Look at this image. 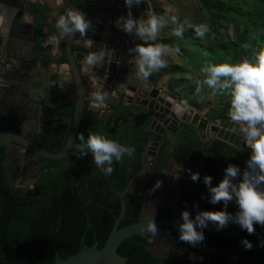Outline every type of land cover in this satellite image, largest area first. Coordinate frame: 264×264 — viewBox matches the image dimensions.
Here are the masks:
<instances>
[{"label":"flooded vegetation","instance_id":"1","mask_svg":"<svg viewBox=\"0 0 264 264\" xmlns=\"http://www.w3.org/2000/svg\"><path fill=\"white\" fill-rule=\"evenodd\" d=\"M4 2L0 0V115L10 116L12 121L20 128V133L24 132L28 138L33 140L40 131V119L45 106L51 104L55 108H59L62 104L73 103L74 91L70 68L67 61H57L60 55L59 45L65 37L58 42V55L49 54L44 48L46 35L43 28L47 10L45 9L44 18L41 20L39 13L30 9L31 5L39 4L37 1H26V5L22 0H4ZM4 4L9 6V9L6 10V14L10 16L9 19L3 15L5 11ZM37 27L43 33L40 41L37 40L36 36ZM35 46H38L40 50L36 49ZM47 57H49V60L46 63ZM52 64H65L66 66V73L58 74L55 84H53V77L56 74L50 71ZM80 65L83 72H88L92 68L86 60H81ZM128 66V69H130L133 65L129 64ZM82 76L85 85L88 87L93 86L97 90V83L92 76ZM122 82L123 89L118 87L115 89L116 92L113 93L111 91L101 92L106 93L103 103L93 100L89 104L90 99L86 98L81 118V121L84 119V126L89 124L96 129V132L116 139L122 144L134 146L135 149L136 147L140 148L139 166L138 163L136 164L133 161L134 155L131 157L125 155L124 159L120 161L122 165L126 166L128 172L127 182L123 189L117 191L110 185V188L108 187L102 192L104 201L115 204L116 199L119 202V194L131 182L123 196L125 211L122 220L128 216L126 204L141 205L137 220L153 215L162 216L164 214L161 210L162 206L175 210L177 196L182 187L187 184L189 185L180 194L179 205L182 196H186L189 190L209 194L208 187L204 185L203 177L211 171L210 167L215 169L218 176L212 180L213 185L224 177L225 169L229 164L239 166L241 171L247 167V156L239 145L231 148L223 141L211 138L202 141L201 136L194 131V127L189 122H182L178 118L175 120L172 117V120L164 124L158 118L162 112L161 110L150 106L149 103L144 104L141 102L143 97L138 96V91L142 90L137 89L141 84V79L127 75ZM131 87H135V89ZM85 94L88 95L87 92ZM53 96H56V101L51 103L50 100ZM71 118L64 119L55 116L54 122L58 124L59 128L69 126L70 129ZM179 121L182 123L180 124ZM0 144L6 147L3 160L5 168L11 151L17 152L16 148L24 150L19 158L21 161L27 160V162L23 166L12 165L14 174L20 177L16 187L23 189L21 185L28 174V171L23 173L24 166L30 163L32 159L41 162L42 165L46 164V161L41 159L43 157L10 141H1ZM217 144H220V148H215ZM184 146L200 150L199 155L191 157L192 163L190 164L177 162L173 157L176 151ZM166 157L168 158L165 160V166L162 167L160 163ZM63 158L54 160H59L58 165L61 167L71 164L67 160H61ZM76 161L80 166L78 172L75 171L73 176L77 177L78 182L87 177L88 173H98L91 152L83 156L77 155ZM133 166H135L134 169ZM175 167L178 170H175ZM189 170L199 172L200 179L198 181L192 180ZM40 176L39 168L36 179L27 190L31 191L34 188V184ZM157 181H162L159 187H156ZM78 182L74 184V187L78 189L77 194L82 196L83 192H86L87 201L84 204L90 203V196H93L94 188H91L85 182L80 187ZM150 183H152L151 186H149ZM148 187V191L142 196ZM74 204L79 203L75 202ZM146 204H149V206H146ZM169 204H173V207ZM218 204H220V208L225 207L223 202ZM215 205L217 204H213V206ZM236 206V203L233 204L230 211L234 210ZM171 229L173 228H160L155 237L147 234L149 239L144 245L151 255L158 257L161 260L160 264H206L205 253L196 245L194 249H191V247L184 249L178 243L172 246L170 243L172 238H176L179 242L180 240L179 235L173 234ZM55 231H57V228H55ZM157 237L162 238L164 248L161 247L159 252L154 253L147 246L153 243ZM263 249L264 246L257 250L261 253ZM169 257L174 258L175 261L169 262ZM210 261L211 264H222V257L219 258V256L212 254Z\"/></svg>","mask_w":264,"mask_h":264},{"label":"trees","instance_id":"2","mask_svg":"<svg viewBox=\"0 0 264 264\" xmlns=\"http://www.w3.org/2000/svg\"><path fill=\"white\" fill-rule=\"evenodd\" d=\"M203 13L213 23L228 28L230 25L237 31V42L246 46L243 59H253L255 53L264 49V33L260 34L259 39H249L248 33L251 27L264 26V0H201ZM30 9L39 13V18H44L46 6L44 4L31 5ZM186 35V32H184ZM37 40L40 41L43 33L39 28L36 29ZM226 42H220L223 52L226 49ZM60 55L57 61H67L64 51V43L59 45ZM72 51L76 60L81 59L82 47L73 44ZM208 52V49H200L198 52ZM226 53V52H224ZM49 57L46 58V63ZM53 84L56 83V76L53 77ZM149 83L153 84L151 76L147 77ZM157 87V86H154ZM158 88V87H157ZM51 103L56 101V96L51 98ZM74 103H67L55 108L47 105L42 110L41 126L38 134L33 141L44 149L57 152L65 144L69 126L59 128L55 124L54 117L59 116L64 119L71 118L73 115ZM86 111V109H84ZM88 112V111H87ZM85 117V114H84ZM0 132L20 133V128L12 121L10 116L0 115ZM88 132H96L91 125L84 126V119L81 121L80 130L77 133L73 149L61 160H67L71 164L58 165L59 160L41 158L46 161L40 167V178L34 184V188L29 191L19 189L14 185V180L9 178L4 167L5 145L0 144V264H52L55 254L60 259L77 252L83 245H92L98 242L97 247H101L110 231L112 223L118 214L120 204L116 199L115 204L104 201L102 193L110 185L117 191L123 189L127 182V169L120 161H114V172L110 176H105L98 169V173L90 174L82 181L73 176L78 172L80 164L75 162L77 159L75 144L79 143V135L83 133L87 138ZM220 145V144H219ZM218 144L215 148L219 147ZM200 154L199 149L193 147L179 148L174 154V159L180 163H192L191 157ZM133 161L138 166L140 164V148L136 147ZM166 157L160 165L165 166ZM133 169L135 166L132 167ZM31 169L30 163L24 166L23 173ZM208 175L216 179L217 173L213 167ZM90 170V168H88ZM248 167L242 169L241 175L234 178V182L242 179V174ZM78 182L80 187L85 183L94 188L93 196H90V203L84 204L86 192L78 195V189L74 184ZM152 183L149 184L151 186ZM205 185V184H204ZM206 186V185H205ZM97 188V189H96ZM149 187L145 189L142 196L146 194ZM89 194V193H88ZM210 193L204 194L201 191L189 190L186 196H182L178 217L181 218V211L188 209L193 217L196 212L203 209H219L220 204L213 206L209 201ZM78 202L79 204H74ZM83 204H82V203ZM128 216L123 219L118 227L124 226L137 220L140 204H126ZM198 205V207H196ZM162 216H171L173 209L162 206ZM236 208L230 212L235 213ZM59 219V220H58ZM211 227L215 225L209 223ZM237 224L229 223L221 230H229ZM57 228V231H55ZM255 232L249 234L244 229H239L230 235H219L204 231V241L217 247L242 246L241 240L247 238L255 241L264 235V226L255 225ZM172 233L179 235V230L171 229ZM149 236H143L142 232L132 235L121 242L117 247V253L125 256L129 264H160L158 257L152 256L145 248ZM250 258L258 259V250H251L245 253ZM175 259L169 257V262ZM183 264V263H179Z\"/></svg>","mask_w":264,"mask_h":264},{"label":"clouds","instance_id":"3","mask_svg":"<svg viewBox=\"0 0 264 264\" xmlns=\"http://www.w3.org/2000/svg\"><path fill=\"white\" fill-rule=\"evenodd\" d=\"M141 2L142 0H124L129 11L127 15L117 17L114 23L123 32L144 41L131 51L135 55L137 75L147 78L153 71L166 66L163 59L166 47L162 44L147 43L156 40L162 21L156 15L134 17L131 9ZM176 19L175 16L172 17L173 21ZM187 23L188 21H185V24ZM191 26L199 36H204L209 30L208 25L203 23ZM55 27L62 37L71 38L77 33L86 34L91 27V21L83 11L70 7L57 15ZM183 27L184 25H180L177 35H182ZM106 55V50L101 48L91 51L85 59L89 66L100 65ZM202 71L206 76L200 82L201 87L207 85L230 97L228 115L232 121L238 123L244 142L250 148V155L246 161L248 170L243 172L238 183L234 182V178L241 175V169L235 164L226 167L224 177L215 185L212 183L211 175L203 177L210 193V203L223 202L225 207L199 210L194 217L188 209L181 211L182 222L178 225L179 240L193 246L205 239L203 229L209 223L215 225L218 230L230 222L235 223L249 234L255 232L256 224L264 226V49L257 51L251 60L244 59L236 64H209ZM201 87L197 88V92ZM93 98L103 103L106 93L96 91ZM78 139L79 143L75 144L76 154L83 156L91 152L96 168L105 176H110L114 172V161H122L125 155L131 157L135 153L134 146L122 144L99 132H88L87 138L80 133ZM70 143L69 140L68 144ZM191 179L198 181L200 173L191 172ZM161 184L162 181H157L156 187ZM233 200L238 205L235 213L227 211L226 207L228 202ZM140 230L142 234L157 236L158 226L154 215L147 219V223L142 222ZM241 243L246 249L251 250L253 247L252 241L247 238H243ZM261 246H264V242Z\"/></svg>","mask_w":264,"mask_h":264},{"label":"water","instance_id":"4","mask_svg":"<svg viewBox=\"0 0 264 264\" xmlns=\"http://www.w3.org/2000/svg\"><path fill=\"white\" fill-rule=\"evenodd\" d=\"M25 5L26 1H37L39 3H46L48 8L51 7V2L49 0H22ZM64 4V10L70 7H75L83 11L87 18L91 21V27L87 30L86 34L81 35L77 33L71 38H64V51L67 58V64L71 72V80L73 81V91H74V109L71 118V125L69 133L64 146L57 152H51L44 149L35 141L28 138L24 132L22 133H12V132H1V141H10L23 148L47 159H59L64 157L69 153L74 145L78 130L80 128L82 111L85 103V99L89 98V104L94 100L93 93L97 90L102 92H116V88L123 89V82L125 76H136L141 79V84L137 89L138 96L143 97L142 103L150 104L154 108L161 110V114L158 116L159 120L164 124L173 119H180L182 122H189V124L194 127V131L197 132L202 141L206 139H215L223 141L228 144L231 148L239 145L241 149L246 154L247 159L250 155V148L245 144L243 134L239 130V125L229 119L221 120L219 122L213 120H207L200 117L199 114L193 111L190 107L182 105L178 100L174 99L170 95L162 92L159 88L154 87L143 77L137 75L136 65L128 69L129 59L131 58L132 47L126 43L125 40L121 39L118 34H116L112 28L115 24L114 20L116 17L115 10L121 9L125 5L124 0H61ZM4 2V0H3ZM5 3V2H4ZM126 6V5H125ZM135 7V5L133 6ZM132 7V8H133ZM4 13L3 15L9 19L10 16L6 14V10L9 6L3 5ZM141 15L140 17H146L151 11V7L147 0H142L139 5ZM76 44L83 48L81 55V60H86L85 57L93 50L105 49L107 55L105 60L100 65H93L91 70L88 72H83L81 69L80 61L76 60L75 54L72 51V45ZM36 49L40 50L38 46ZM126 54V55H125ZM92 76L97 83V90L93 86H87L83 83V76ZM122 83V84H121ZM135 89V87H131ZM88 93L86 95L85 93ZM178 104L184 108L188 113L191 112V117L188 116H176L174 113L173 105ZM174 120V121H175ZM179 121L181 124L182 122ZM152 127V125H151ZM71 141L68 144V141ZM247 166V164H246ZM131 182L126 186V188L119 194L120 210L116 216L110 231L101 247H97L98 242L95 241L92 245H83L77 252L68 256L65 259H60L57 254H55V260L52 264H129L127 258L117 253L118 245L123 242L126 238L138 234L141 232L142 222L147 223V219L151 216L138 219L137 221L131 222L124 226L118 227L120 221L123 218L125 211V202L123 196L128 190ZM184 185L177 196L176 208L171 216H154L155 222L160 228H173L178 230L179 223L182 219L178 217L180 211L179 197L182 191L188 186ZM240 226L237 224L235 227L229 230H218L216 228L210 227L209 225L203 230L212 232L219 235H230L238 231ZM262 242H264V235L259 239L252 241L253 247L251 250L262 248ZM206 256V264H211V255H217L219 258L222 257V264H233L232 256H237L240 261L244 264H257L258 260H251L245 255L246 252L251 251L246 249L244 245L235 247H217L206 243L204 240L196 244ZM225 257V258H224Z\"/></svg>","mask_w":264,"mask_h":264},{"label":"rangeland","instance_id":"5","mask_svg":"<svg viewBox=\"0 0 264 264\" xmlns=\"http://www.w3.org/2000/svg\"><path fill=\"white\" fill-rule=\"evenodd\" d=\"M153 1L150 15H156L161 18L162 27L156 40L148 41L147 43L153 45L162 44L166 47V52L163 56L166 66L153 71L150 75L154 82L153 84H155L153 86H157L162 92L178 100L182 105L190 107L200 117L216 122L225 119L231 120L228 115L230 97L226 93L216 91L207 85L201 87L200 82L206 76L202 71L205 66L218 63L236 64L244 60L243 54L246 46L237 42V31L232 25L225 28L207 18L201 8V0ZM173 16L177 18L176 21L172 20ZM185 21H188V23L185 24ZM202 23L207 24L209 30L204 36H199L191 25ZM180 25H184L182 35H177ZM184 32H186V35ZM261 33H264V26L251 27L248 33L249 39H259ZM131 40L135 46L144 43L135 35H133ZM225 41H227L226 49H224L226 53L223 52L220 45V42ZM200 49H208V52L202 51V53H199ZM129 61L131 65L135 64L134 53L131 54ZM198 87H201L199 92H197ZM177 105L175 104L173 107L175 108ZM188 114L189 116L187 113L184 116L191 117L192 113ZM16 150L17 152H10V158L7 159L5 168L7 176L14 180L15 186H17L20 177L14 174L12 165L23 166L27 162V160L21 161L19 158L24 153V150L21 148H16ZM30 165L31 169L24 178L26 180L21 185L26 190L36 179L42 163L32 159ZM175 170H178V168L175 167ZM228 204L229 207H233L235 201H230ZM169 205L173 207V204ZM146 206H149V204H146ZM161 239L157 237L153 243L147 246L148 249L154 253L159 252L161 247L164 248ZM171 240L172 246L178 243L184 249H189L190 247L194 249V246L187 242L181 240L179 242L176 238Z\"/></svg>","mask_w":264,"mask_h":264},{"label":"crops","instance_id":"6","mask_svg":"<svg viewBox=\"0 0 264 264\" xmlns=\"http://www.w3.org/2000/svg\"><path fill=\"white\" fill-rule=\"evenodd\" d=\"M49 1L51 2L50 8H48L46 3H43V2L39 3V4L46 5V10H47V12H46L47 17L45 19L44 27H43L44 33L46 35L44 48H45V51H47L49 54L58 55L57 45H58L59 40L64 38V37H62L59 34L58 30L56 29L55 20L57 19L58 14L63 13L65 11L64 10V4L61 0H49ZM147 1L149 3L150 7H153L154 1L153 0H147ZM120 8L121 9H119V10H115L114 14H116V17H115V19H113L114 21L117 19V17H119L121 15H127L128 11H129V9L125 5H123ZM139 10H140L139 5L135 6L131 9L134 17L140 18L141 12ZM150 14H151V11H150L149 15ZM3 23L5 24V21ZM112 28H113L114 32L116 34H118V36L121 39L125 40L126 43L132 47V49L135 47V45L133 44V41L131 40L133 35H129V34L123 32L118 27H116L115 24L112 25ZM131 54H132V52H131ZM129 63H130V61H129ZM51 67L52 68H50V71L53 72L54 74H56L55 76H57L58 74L66 73L65 64H58V65L52 64ZM144 79H146L148 81L147 78H144ZM232 208L233 207H229V204H227V211H230ZM232 260H233V264H244L240 261V258L237 256H232ZM256 260H258L257 264H264V249H263V251H261L258 259H256Z\"/></svg>","mask_w":264,"mask_h":264},{"label":"bare ground","instance_id":"7","mask_svg":"<svg viewBox=\"0 0 264 264\" xmlns=\"http://www.w3.org/2000/svg\"><path fill=\"white\" fill-rule=\"evenodd\" d=\"M174 113L178 116H184L185 113L188 114V112L186 110H184L181 106H178V105L174 108ZM189 113H191V112H189Z\"/></svg>","mask_w":264,"mask_h":264}]
</instances>
